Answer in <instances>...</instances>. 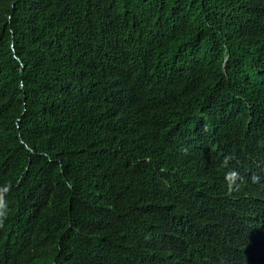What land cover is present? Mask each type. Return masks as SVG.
Masks as SVG:
<instances>
[{"label": "trees", "instance_id": "obj_1", "mask_svg": "<svg viewBox=\"0 0 264 264\" xmlns=\"http://www.w3.org/2000/svg\"><path fill=\"white\" fill-rule=\"evenodd\" d=\"M253 8L264 19V0H0V264H156L138 239L180 226L190 174L168 180L188 170L179 127L198 115L195 87L212 136L248 134L245 116L263 109ZM164 71L176 77L168 115L147 78ZM158 123L171 139L145 144ZM159 161L176 167L150 173ZM126 184L142 208L128 231L120 198L99 205ZM166 254L161 264L185 256Z\"/></svg>", "mask_w": 264, "mask_h": 264}, {"label": "clouds", "instance_id": "obj_2", "mask_svg": "<svg viewBox=\"0 0 264 264\" xmlns=\"http://www.w3.org/2000/svg\"><path fill=\"white\" fill-rule=\"evenodd\" d=\"M253 10L257 15L254 31L264 38V19L257 8ZM251 43L255 58L257 45L253 40ZM147 78L160 98L154 105L168 115L162 96L166 80L170 84L176 77L164 71L161 77H152L151 73ZM195 89L200 98L198 115L179 127L191 141L188 170L176 168L175 176L168 180L179 182L190 174L187 189L176 203L179 211L174 216L180 226L161 227L149 239H138L144 249L141 257L161 264L159 259L167 255L166 251L179 250L185 256L178 264H264V105L261 112L245 116L248 134L212 136L215 117L207 111L208 96L199 87ZM126 114L144 115L134 110ZM166 125H155L160 127L158 133L150 128L144 137L145 144L168 142L171 134ZM125 161L128 176L131 168L126 158ZM163 163L149 165V172L158 174L176 167ZM131 178L138 187L136 175ZM116 197L122 201L118 215L124 218L128 231L141 213L140 202L135 190L126 184L125 193L108 192L107 200L99 205L110 206ZM207 197L211 198L209 208L202 206Z\"/></svg>", "mask_w": 264, "mask_h": 264}, {"label": "bare ground", "instance_id": "obj_3", "mask_svg": "<svg viewBox=\"0 0 264 264\" xmlns=\"http://www.w3.org/2000/svg\"><path fill=\"white\" fill-rule=\"evenodd\" d=\"M185 144V143H184ZM178 145V144H177ZM183 145V144H182ZM190 147V146H189Z\"/></svg>", "mask_w": 264, "mask_h": 264}]
</instances>
